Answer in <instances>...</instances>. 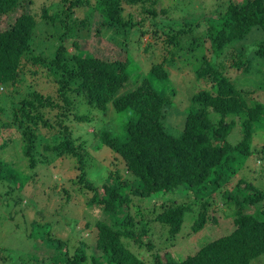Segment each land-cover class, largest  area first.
Wrapping results in <instances>:
<instances>
[{
  "label": "trees",
  "instance_id": "16d2710c",
  "mask_svg": "<svg viewBox=\"0 0 264 264\" xmlns=\"http://www.w3.org/2000/svg\"><path fill=\"white\" fill-rule=\"evenodd\" d=\"M35 1L0 0L5 23L0 21V183L6 184L0 191L6 214L0 218L6 220L7 235L21 229L33 239L34 249L16 257L13 249L8 263L147 264L140 250L153 249V241H144L153 224L166 229L168 241L180 232L187 213L196 212L194 232L207 221L217 223L219 210L211 205L221 188L226 208L220 213L232 217L233 228L180 259V251L169 247L151 251L150 264H251L263 254L264 207H245L264 202V183L246 175L243 167L253 153L264 159V146L251 149L254 133L264 129V101L249 97L237 80L254 77L264 89V0H178L186 10L175 18L176 29L172 23L159 28L170 7L158 0H50L42 3L39 15L31 8ZM94 11L99 20L92 18ZM40 19L55 31L51 53L35 42ZM104 30L109 31L106 38L100 37ZM137 33L148 34L143 47L131 39ZM102 38H118L125 57L108 60L82 45L89 40L101 45ZM159 46L168 57L157 63L153 52ZM228 47L234 52L230 65L240 68L234 76L224 71ZM140 49L145 53L141 58L133 53ZM177 54L180 58L174 59ZM146 60L150 65L140 66ZM177 61L192 65L195 82L187 108L175 112L176 90L164 63ZM12 90L20 99L12 103L8 118L1 103ZM70 118L93 122V130L74 137ZM16 133L20 137L15 139ZM234 133L240 136L236 142ZM41 135L51 140L42 146L46 155L37 149ZM12 143L21 151L5 152ZM102 149L128 177L118 167L99 182L87 175L92 150ZM68 156L72 161L64 170L75 165L76 183L92 191L85 206L97 207L108 220L94 222L92 246L72 226L61 234L59 212L46 219L49 210L38 206L34 192L27 198L21 194L41 175L39 168L51 162L57 167L54 160L62 164ZM59 193L51 190L49 197ZM1 251L7 256V249Z\"/></svg>",
  "mask_w": 264,
  "mask_h": 264
},
{
  "label": "rangeland",
  "instance_id": "374dc122",
  "mask_svg": "<svg viewBox=\"0 0 264 264\" xmlns=\"http://www.w3.org/2000/svg\"><path fill=\"white\" fill-rule=\"evenodd\" d=\"M92 0L91 2H93ZM183 3H189L190 0H181ZM42 3H50V0H36L31 8L33 12L37 13L39 15L41 13V5ZM194 7H199V5L196 3V1L193 2ZM208 7L211 13H214L213 7L208 1ZM159 5L163 6H169L170 10L168 12V16L163 19L162 25L159 28L164 29L168 27L170 23L173 24V29H176L179 27L177 20L175 19L176 17L179 16V13L186 10L183 6H181V3H178V0H158ZM221 8L219 7L218 10ZM95 20H99L100 17L96 11L93 13V17ZM174 19V20H173ZM204 22H206L205 19H202ZM1 22L4 23V21L1 19ZM167 25V26H166ZM151 27L150 25V20L146 23L145 28L149 29ZM104 29V28H103ZM165 29V30H166ZM201 26L199 30H201ZM36 37H35V42L38 45V43H41L43 45V48H46L47 53H51L57 43V41L53 38L54 37V32L53 27L48 25L45 21L40 19L37 24V29H36ZM169 31V29L167 30ZM109 34L108 30L103 31V36L100 35V37L106 38ZM138 39L140 40V44L145 45L148 41V34H138L131 39ZM50 39V40H49ZM101 40V41H100ZM101 42L99 45L95 40H89L87 43L82 42L83 47H87L89 50L93 51L97 55L104 56L108 60L115 59L117 57L123 58L125 57V52L123 49H121L118 46V41L119 39L116 38L115 40L112 39V41H106L105 39H99ZM241 44V41L237 43L235 46L237 49L234 50L235 52L240 50L239 46ZM247 45H250V40H248ZM141 47V48H142ZM39 49H36L38 51ZM134 54H141L140 58L145 55V53L140 49L138 52H133ZM155 53V58L154 61L159 63L163 60V58L168 57L166 56L163 48L160 46L157 47L154 52ZM224 53H227L228 58H226L225 65L226 69L225 74H228L231 72L233 76L237 74V72H240V68H235V66L230 65V60L232 58V55L234 52L230 51V47L225 50ZM180 58L179 54L175 56L174 59ZM144 58H142L143 60ZM146 62V63H145ZM171 62L170 64H165L164 67L169 70V77L170 81L172 82V85L174 86L176 92L174 94V99H173V105L176 106L175 112L177 110L183 111L187 108L188 104L190 103V94L192 92V89L194 90L193 83L195 82V76L193 75V69L192 65L188 62H181L177 61ZM140 66L143 67L144 64L146 66H149V61L146 60L144 62L139 61ZM132 65L130 64L129 69H131ZM252 76V75H250ZM249 77V76H248ZM242 75L238 77L237 83H239L242 88L248 89L249 91V97L257 99L259 101H264V89L258 88L257 87V79L254 77L248 78L247 76L245 79ZM196 87V85H195ZM1 91H4V88L1 89ZM19 92H24L23 89ZM13 99V100H12ZM20 99V94L16 93L15 91H11L10 94H6V98L3 100L1 103V106H4L6 108V116L8 118L11 117L10 115V108L12 106V103H15V101H18ZM11 100V101H10ZM174 112V111H172ZM109 116V114H108ZM169 118H174L175 122H177V119L179 121V118L176 117V114H170ZM93 123V122H92ZM92 123H86V122H78L70 118V125L73 128L72 135L76 138H78V135H82L83 138L87 137L84 133L85 132H91L93 130ZM19 133H16L15 137H18ZM20 137V135H19ZM16 139V138H15ZM240 139V136L236 133H234L231 136L232 142H236L237 140ZM60 139L56 140V143L60 142ZM51 142V140L47 139V137L41 135L40 138L38 139V145L39 147L38 152L40 154H47L46 151L42 149L43 145L48 144ZM15 143H12L11 145L8 146L5 152L10 153L13 149L12 152H20L17 147L15 149L14 146ZM264 146V129H259L257 132L254 133L251 141V149L253 150H259L261 151L262 147ZM11 152V153H12ZM90 155V154H89ZM111 154L105 149L102 150H92L91 152V159L92 161V166L89 168V171L87 172L90 178L96 180L97 182L101 181V178L105 175L106 171L110 169H114L115 167H118L120 172L124 174L125 177H128L129 175L127 172H125V168L122 165H115L111 162L112 159ZM14 160L16 159V155H14ZM52 158H54V153H51L50 160L52 161ZM68 157H64L61 161L62 164H60V159L56 158L54 160L55 163H57V167L54 166V164L51 162L47 166H42L41 168L38 169L39 174H41L39 177L35 176V179L37 180L32 181L30 180L22 190L21 194L23 198H27L31 192H34V199L38 202V206L42 207V209H45V211H48L46 213L47 218L50 219V216L55 214L57 211L59 212L60 215V220H58L57 226L61 225V230L59 231L61 234L66 235L68 228L72 226L74 230H79V237L80 238H85L88 244L92 246L94 244V222L96 219L100 220H105L108 222L106 219V216L103 215L97 207H88L85 206V202L90 198L91 192L88 188H83L79 183H76V172L77 169L75 168V165L72 167L65 169V166L68 165V160L72 161L71 159H68ZM27 163V162H26ZM264 163L263 158H259V156H256L255 153H253L250 157H248L245 161L244 164L247 167H243L245 174L250 176V178L255 177V180L258 181L259 183H264V181L261 179H264V168L262 167V164ZM71 164V163H69ZM60 165L64 166L61 167ZM49 171H54L51 173H47ZM44 173L46 175H44ZM261 178H260V177ZM239 176H237L238 178ZM233 181H236V177L233 178ZM56 184V186L53 188V186ZM69 190L71 193V198H65L64 191L63 189ZM224 188V187H223ZM6 190V184L5 183H0V191L5 192ZM51 190L55 191H60V195L57 196H50L49 197V192ZM223 189L221 188L220 191L216 193V202L215 204H212L211 207L216 208L219 210L218 215H219V221L217 223H213L212 221H207L205 226L200 229L199 231L194 232L192 230V225H193V220L194 216H196V212H190L189 214L187 213L186 216L184 217L183 225L181 227L180 232L174 237L173 240H166L167 232L166 229H163L161 225L154 223L152 229L148 232V236L144 241L146 242L147 239L153 241L155 245L153 246V249L151 250L152 252L154 251H159L162 253V251L169 247L170 249L174 251L175 249L177 251V258L180 259L184 257L185 255L192 253L193 250L199 248L202 246L204 243H206L209 240H212L216 237L221 236L222 234L228 233L232 228H233V222H232V217H225L223 214L220 213V211L225 209V205L223 203V199L221 198V191ZM181 200V198H179ZM64 205L62 207L61 205ZM1 206V204H0ZM69 206V207H68ZM264 207V202H259L254 205H248L245 207L246 211H252L255 208H261ZM63 212V213H62ZM0 213L1 216L5 215V209L4 207H0ZM212 213V212H211ZM55 219V216L53 217ZM63 220V221H62ZM0 221H3L1 224L0 223V247L2 249H7L8 253L7 256L1 251L0 254L1 256H4V259L0 261V264H9L8 262L11 260V257H8L11 252H13L14 249V256H18L21 252L23 254L28 252L34 251L33 247H31V243L33 242L32 238L26 237L21 232V229H18L15 232L12 231V234L7 235V230H6V220L3 219V217L0 218ZM64 221L68 223H73V225H68L65 224ZM22 236V237H21ZM20 240V241H19ZM172 243V244H171ZM20 245V246H19ZM18 247V251L16 252V248ZM42 248V246H41ZM138 252L139 250L136 248L135 250ZM140 256L143 257L145 260H147V264H150V259H152V254L151 251L146 250V247H142L140 250ZM143 253V254H142ZM41 257V256H40ZM40 264H47L45 261L40 262ZM251 264H264V253L258 256L256 259L252 261Z\"/></svg>",
  "mask_w": 264,
  "mask_h": 264
}]
</instances>
